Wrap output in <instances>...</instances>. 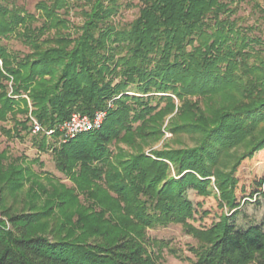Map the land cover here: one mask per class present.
Returning a JSON list of instances; mask_svg holds the SVG:
<instances>
[{
    "label": "trees",
    "instance_id": "obj_1",
    "mask_svg": "<svg viewBox=\"0 0 264 264\" xmlns=\"http://www.w3.org/2000/svg\"><path fill=\"white\" fill-rule=\"evenodd\" d=\"M139 1L120 28L118 0L76 3L73 36L70 0H40L36 15L0 0V124L13 122L0 139L30 135L72 184H43L0 149V264H158L146 231L172 224L196 240L191 264H264V223L235 221V175L264 152V5L242 26L237 0ZM12 35L30 53L2 45ZM98 111L100 129L60 142L73 113ZM31 118L53 135L32 134ZM165 132L192 146L147 155ZM198 198L220 209L209 226L193 224L207 216Z\"/></svg>",
    "mask_w": 264,
    "mask_h": 264
},
{
    "label": "rangeland",
    "instance_id": "obj_2",
    "mask_svg": "<svg viewBox=\"0 0 264 264\" xmlns=\"http://www.w3.org/2000/svg\"><path fill=\"white\" fill-rule=\"evenodd\" d=\"M14 3L22 7L26 12L36 15V4L40 0H13ZM72 6L67 14H60L68 21L67 30L63 31L75 36L77 27L82 23L80 15V8L76 7V3H82L83 0H70ZM121 5L120 11L114 16L112 22L117 28L126 26L132 22L137 16L140 7L139 0H118ZM236 17L242 19L240 25L249 26L256 23L259 16L258 9L264 5V0H237L236 2ZM35 25H39L36 22ZM62 32V33H63ZM258 34V32L256 31ZM264 38V35L262 36ZM4 45L10 52L18 54L20 57L30 53V49L25 44L17 40L14 35L2 40ZM26 98V96H23ZM27 99V98H26ZM28 101V99H27ZM176 102V101H175ZM162 103L160 107H163ZM30 103L28 101V110H30ZM29 113V112H28ZM30 116V114L28 115ZM23 118L22 116H18ZM169 117L165 120L163 128L167 125ZM6 128L13 126L10 120L5 124H0ZM23 135V134H22ZM0 149L6 150L9 159H21L30 169L35 173L39 180L45 184V178L50 177L58 180L60 183L70 187L72 184L61 173H59L53 162L52 153H43L32 144L31 136H23L22 140L16 137L0 139ZM171 147L173 149H180L185 146H192V142L188 136L181 135L175 137L168 132H165L163 137L158 141L148 140L144 145V152L148 155L151 150H159L162 147ZM119 147L126 153H132V149L124 144ZM113 151L114 147H110ZM237 178V186L235 189V197L237 203L240 204L238 214L236 216V224L238 227L247 228L252 225H259L264 223V189L261 188L260 194L251 198L254 192L258 189L257 184L264 179V152L259 153L250 160H244L235 175ZM28 185L25 186L27 188ZM82 201V197H80ZM202 203L203 209L207 212V216L193 222L194 226H209L212 221H216L220 209L217 206L216 200L213 198H198L196 199ZM223 212H227L225 208ZM146 237L150 240L161 241L162 247L158 250V264H191L190 259L193 255L189 251V247L197 245L196 240L188 235L181 224H172L166 228L156 227L146 231ZM150 249H152L150 247ZM155 249V248H154ZM155 251V250H154ZM157 251V250H156Z\"/></svg>",
    "mask_w": 264,
    "mask_h": 264
},
{
    "label": "built area",
    "instance_id": "obj_3",
    "mask_svg": "<svg viewBox=\"0 0 264 264\" xmlns=\"http://www.w3.org/2000/svg\"><path fill=\"white\" fill-rule=\"evenodd\" d=\"M105 117L104 111L95 112L93 116L73 113L68 120L63 122L58 130L60 142H66L79 134L100 129ZM32 134L44 133L46 136L53 135V130H45L36 120L31 118Z\"/></svg>",
    "mask_w": 264,
    "mask_h": 264
}]
</instances>
